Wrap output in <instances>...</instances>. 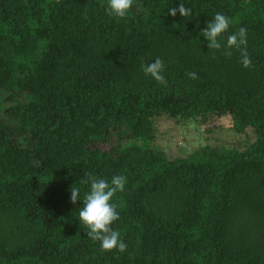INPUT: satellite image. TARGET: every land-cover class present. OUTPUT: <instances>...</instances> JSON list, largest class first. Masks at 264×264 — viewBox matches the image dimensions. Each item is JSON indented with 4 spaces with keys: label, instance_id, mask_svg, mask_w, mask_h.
Returning a JSON list of instances; mask_svg holds the SVG:
<instances>
[{
    "label": "trees",
    "instance_id": "1",
    "mask_svg": "<svg viewBox=\"0 0 264 264\" xmlns=\"http://www.w3.org/2000/svg\"><path fill=\"white\" fill-rule=\"evenodd\" d=\"M180 4L190 14L169 15ZM106 7L0 0V264H264V0ZM216 13L233 21L222 43L247 30L249 67L200 36ZM156 58L166 84L142 71ZM162 117L206 126L202 143L167 155ZM86 172L127 178L124 252L76 219Z\"/></svg>",
    "mask_w": 264,
    "mask_h": 264
},
{
    "label": "clouds",
    "instance_id": "2",
    "mask_svg": "<svg viewBox=\"0 0 264 264\" xmlns=\"http://www.w3.org/2000/svg\"><path fill=\"white\" fill-rule=\"evenodd\" d=\"M134 0H107L106 11L109 16L125 18L133 7ZM177 11L181 16L189 15L190 10L183 4L170 9L169 15L176 16ZM232 20L222 14L216 13L214 18L207 22L206 27L200 32L210 50H221L222 48L238 49L241 52V63L247 68L251 65V59L247 54V30L243 27L227 37L226 44L222 43V36L229 30ZM142 64V71L146 76H151L157 82L166 84L163 75L164 64L159 58ZM190 78L195 79L196 73H189ZM81 184L87 185L88 190L83 196V206L80 208L78 217L79 225L87 229V237L93 241H99L103 250L111 251L118 249L124 252L127 245L120 238V233L113 230L112 225L119 219L117 206L113 198L117 192H122L127 184L124 175H115L110 180L102 179L91 173H84ZM80 187L71 186L70 199L73 204L80 201Z\"/></svg>",
    "mask_w": 264,
    "mask_h": 264
},
{
    "label": "rangeland",
    "instance_id": "3",
    "mask_svg": "<svg viewBox=\"0 0 264 264\" xmlns=\"http://www.w3.org/2000/svg\"><path fill=\"white\" fill-rule=\"evenodd\" d=\"M227 120L222 121L221 125H228ZM216 126V125H215ZM206 126L199 125L197 123L187 124V125H178L173 120L162 117L159 118L156 122L157 129V144L164 148L167 152V155H182L179 150H188L193 149L190 147L189 143H202V138L205 137ZM215 133L212 135L213 138L217 137ZM224 139L226 136L223 137ZM194 143V145H195ZM183 156V155H182Z\"/></svg>",
    "mask_w": 264,
    "mask_h": 264
}]
</instances>
